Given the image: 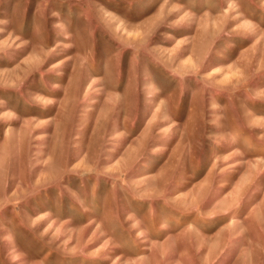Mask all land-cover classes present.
<instances>
[{"label": "rangeland", "instance_id": "1", "mask_svg": "<svg viewBox=\"0 0 264 264\" xmlns=\"http://www.w3.org/2000/svg\"><path fill=\"white\" fill-rule=\"evenodd\" d=\"M231 1L0 0V264H264V0Z\"/></svg>", "mask_w": 264, "mask_h": 264}, {"label": "bare ground", "instance_id": "2", "mask_svg": "<svg viewBox=\"0 0 264 264\" xmlns=\"http://www.w3.org/2000/svg\"><path fill=\"white\" fill-rule=\"evenodd\" d=\"M233 1H231L230 0V2H229V6H228V8H233ZM221 69H220V67H218V66H216L214 69H213V71H216V72H218V71H220ZM10 128V127H9ZM239 219H237V217H233V220L231 221L232 223H235V222H237Z\"/></svg>", "mask_w": 264, "mask_h": 264}]
</instances>
